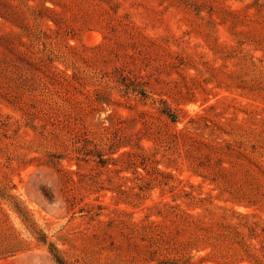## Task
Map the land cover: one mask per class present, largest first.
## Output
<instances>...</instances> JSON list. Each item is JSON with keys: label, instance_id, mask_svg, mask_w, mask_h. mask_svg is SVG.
Returning <instances> with one entry per match:
<instances>
[{"label": "rangeland", "instance_id": "374dc122", "mask_svg": "<svg viewBox=\"0 0 264 264\" xmlns=\"http://www.w3.org/2000/svg\"><path fill=\"white\" fill-rule=\"evenodd\" d=\"M0 264H264V0H0Z\"/></svg>", "mask_w": 264, "mask_h": 264}, {"label": "trees", "instance_id": "16d2710c", "mask_svg": "<svg viewBox=\"0 0 264 264\" xmlns=\"http://www.w3.org/2000/svg\"><path fill=\"white\" fill-rule=\"evenodd\" d=\"M60 261V260H59Z\"/></svg>", "mask_w": 264, "mask_h": 264}]
</instances>
